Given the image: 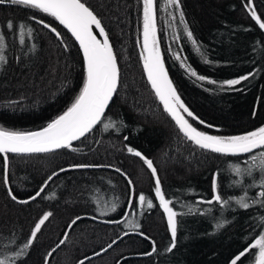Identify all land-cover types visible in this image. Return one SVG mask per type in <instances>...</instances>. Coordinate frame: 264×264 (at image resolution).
<instances>
[{
  "label": "trees",
  "instance_id": "obj_1",
  "mask_svg": "<svg viewBox=\"0 0 264 264\" xmlns=\"http://www.w3.org/2000/svg\"><path fill=\"white\" fill-rule=\"evenodd\" d=\"M86 3L101 18L117 54V95L105 120L73 145L76 151L10 156L9 182L18 199L29 200L61 167L80 163L110 167L70 170L56 177L38 199L20 204L8 195L0 158V234L7 237L14 230L17 236L27 237L34 223L51 211L53 215L38 234L27 264H45L46 254L56 247L77 216L83 219L73 226L66 243L52 253L49 264H79L125 235L108 253L87 264H230L257 233L264 234L258 226L264 207L255 204L244 210L230 199L229 206L221 210L218 205L196 202L212 199L216 172L221 173L222 197H240L245 191L250 200L255 197L259 187L232 186V181L241 177L231 173L229 164L240 162L246 166V157H225L198 148L183 137L164 110L142 66V0ZM253 3L264 19V0ZM164 6L165 0H158V36L166 69L185 105L205 123L188 118L190 122L198 130L224 136L264 126V30L250 18L243 0H180L187 28L198 42L199 52L186 36L179 11L173 14V20ZM33 16L35 20L31 19ZM40 19L57 28L63 43L37 22ZM8 20L17 25L24 22L26 28L34 29L31 37L25 33L24 45L19 43L18 30L9 32L3 28ZM0 30L9 45L8 62L0 69V126L17 131L40 130L62 114L78 95L85 78L83 57L58 21L38 10L10 3L0 5ZM176 54L198 75L217 83L192 77ZM205 57L209 63L204 62ZM249 73L255 75L240 85H223L224 81ZM109 118L117 127L105 130L103 123L109 122ZM127 147L153 160L166 198L173 201L174 210L184 213L177 217L176 247L171 252L167 251L170 229L155 198L154 179L143 161L127 152ZM116 168L133 182L135 194L130 211L132 191L125 175L116 172ZM139 194L146 196L143 208ZM149 199L157 206L147 208ZM113 203L118 205L117 210L101 215L98 209ZM189 208L192 214H188ZM95 220L120 223L109 225ZM224 221L229 223L217 229V223ZM135 224L140 227L135 228ZM152 241L157 251L145 255L152 252ZM6 244V240L0 239V252L8 251ZM252 252L257 254L258 250ZM238 264H255V256L248 253Z\"/></svg>",
  "mask_w": 264,
  "mask_h": 264
},
{
  "label": "snow or ice",
  "instance_id": "obj_2",
  "mask_svg": "<svg viewBox=\"0 0 264 264\" xmlns=\"http://www.w3.org/2000/svg\"><path fill=\"white\" fill-rule=\"evenodd\" d=\"M10 3L12 5L25 6L28 9L38 10L40 13L48 17L54 18L62 25L75 41L78 42L79 48L82 50L83 60L85 64V78L83 85L74 98L73 102L67 109L51 120L45 127L37 131H17L9 130L0 126V158L3 162V183L7 189L8 195L12 201L20 204H27L29 200L18 199V196L13 193L12 186L9 182V166L10 154L15 156H31L38 154H54L59 150L71 149L76 151L73 147L74 141H79L86 138L89 133L97 125H100L105 120L106 110L109 108L113 97L117 95L118 88L120 87V68L118 65L117 54L113 49V45L109 40L108 32L102 24L101 18L98 14L87 5L86 0H0V5ZM245 10L250 14V18L258 25L260 30H264V19L261 18L255 9L253 0H243ZM165 10L171 7L174 11L179 10L180 23L185 25L186 36L196 45V50L199 52L200 47L198 42L193 37V33L187 28V23L184 18V13L180 8V0H165ZM157 11L158 0H142V42L140 43V56L142 58V66L147 74V80L151 84L156 97L163 104L164 110L171 116L178 127L180 133L188 141L192 142L198 148L220 154L225 157H246L243 160L242 166L240 162L229 164L231 173L235 176L241 177L239 181H232V186L244 185L247 189L259 187L256 196L248 197L247 191L243 196L224 198L221 195V184L219 183L220 172H216L213 176L212 190L213 197L209 200L197 201L199 204L218 205L222 210L225 206H229V200H235L239 208L247 210L255 204H260L264 207V126H260L255 130L246 132L240 135H211L205 131L198 130L188 118L192 120H199L198 117L185 105L180 95L177 93L172 80L169 78L168 70L165 67L164 58L160 49V39L158 36L157 26ZM172 15V13H169ZM31 19L35 20L33 16ZM175 20V15H172ZM43 27L50 29L55 36L62 41L61 33L56 27L45 23L43 19L37 20ZM4 29L9 32L18 30L19 43L24 45L26 43L25 33L29 37L32 36L34 29L27 27L24 22L18 25L12 20H8L4 25ZM97 30V31H94ZM100 37V38H98ZM9 45L7 37L3 30H0V69L7 64L8 58L6 50ZM63 47L67 50V45ZM19 59V57H17ZM176 59L181 60V64L185 67L188 74L195 77L199 81L208 80L210 84H216L217 81L209 80L203 75H198L197 72L187 64L186 61L181 59L179 54H176ZM205 63H209L207 58L204 59ZM255 73H249L237 79H231L223 82V85L229 87L240 85L242 81H246L250 76ZM221 85V87H223ZM255 115V112L253 113ZM187 117V118H186ZM200 124H204L203 120H199ZM124 122L121 120L120 125L123 126ZM117 125L111 121L103 123L105 130L116 128ZM208 127H213L208 125ZM128 139L127 136L124 137ZM127 152L140 158L150 170V174L154 179V192L155 198L158 199V206L162 208L163 213L166 214L167 225L170 229L171 243L167 248L171 252L176 247V237L178 232V213L174 210L173 201L166 198L165 191L162 188L161 179L158 175L157 168L152 159L144 156L140 151L132 147L126 148ZM99 167H110V165H95V164H72L69 168L61 167L58 172H53L47 180L42 184L35 195L30 197V200H36L41 193L49 186V181L53 177L58 176L60 172H66L69 169H89ZM116 172L125 175L127 183L132 186V180L127 178L126 173H122L119 168L115 169ZM134 191V189H132ZM54 195V194H53ZM51 198V197H46ZM139 205L141 208L145 206L146 196L139 194ZM117 204L113 203L110 207H103L98 209L101 215H108L110 212L117 210ZM147 208L152 209L157 206L154 205L153 200H147ZM197 211H200L197 208ZM188 214H192V209H188ZM51 211L45 212L37 222L34 223L30 233L27 237L17 236L15 231H11L7 237L0 234V239L7 241L4 247L8 251L0 252V264H27V257L31 253V249L37 242L38 234L41 233L42 227L45 225L49 218L52 217ZM95 219V217H93ZM82 217H75L68 226V231H71L73 225H76ZM261 223L258 225L264 229V217L260 218ZM112 223H120L119 221H111ZM229 221L217 223V229L225 226ZM139 228V224L134 225ZM68 231L64 233L63 238L58 242L55 248L49 251L45 256V264H49V258L52 253L56 251L62 244L66 243L68 238ZM127 234V233H126ZM143 235V233H140ZM122 239V238H121ZM150 239V238H149ZM118 241L113 240L107 247L101 249V252H106L112 248ZM152 252L145 253L151 255L157 251L155 241H152ZM252 250H258V255ZM252 253L255 256V264H264V234L257 233L252 238L243 251L231 259L230 264H238L246 254ZM97 252L96 255H100ZM79 264H84L81 260Z\"/></svg>",
  "mask_w": 264,
  "mask_h": 264
},
{
  "label": "water",
  "instance_id": "obj_3",
  "mask_svg": "<svg viewBox=\"0 0 264 264\" xmlns=\"http://www.w3.org/2000/svg\"><path fill=\"white\" fill-rule=\"evenodd\" d=\"M60 26H61V27H62V28H63V29H64V30H65V31L71 36V34H70V33H69V32H68V31H67L62 25H60ZM94 31H97V30L94 29ZM71 37H72V36H71ZM98 38H100V37H98ZM72 39L75 41V38H74V37H72ZM109 40H110V38H109ZM110 42H111V41H110ZM75 43L77 44V46H78V48H79V44H78V42L75 41ZM111 44H112V43H111ZM113 49H114V47H113ZM79 50H80L81 55H82V57H83L82 50H81L80 48H79ZM114 51H115V50H114ZM117 60H118V59H117ZM84 65H85V64H84ZM118 65H119V63H118ZM119 68H120V67H119ZM115 97H116V96L113 97V101H114ZM113 101L110 103L109 108H110V106L112 105ZM109 108L106 110L105 115L107 114ZM173 121H174V120H173ZM98 126H99V125H97L96 128H97ZM96 128H94L93 131H95ZM93 131H92V132H93ZM90 134H91V133H89L88 136H89ZM83 139H84V138H82L81 140H83ZM81 140H79V141H81ZM79 141H74V142H73V145H75V144L78 143ZM63 150H64V149H63ZM59 151H61V150H59ZM59 151H57V152H59ZM38 155H44V154H38ZM10 156H15V155L10 154ZM31 156H33V155H31ZM70 170L72 171V170H78V169H69L68 171H70ZM82 170H83V169H82ZM68 171H66V172H68ZM66 172H60L59 175H61V174H63V173H66ZM120 174H121V173H120ZM59 175H58V176H59ZM58 176L53 177V179H52L51 181H49V184H50V183H51L56 177H58ZM126 180H127V179H126ZM130 189H131V191H132V189H133V185L130 186ZM41 195H42V193L40 194V196H41ZM132 195H134V191H132ZM40 196H39V197H40ZM39 197H37L36 199H38ZM29 201L32 202V201H35V200H30V199H29ZM128 211H130V207H129V210H128ZM82 219H83V218H82ZM82 219H81V220H82ZM79 221H80V220H79ZM79 221H78V222H79ZM95 221H96V222L103 223V224H109V225H114V224H116V223L102 222V221H99V220H95ZM78 222H77V223H78ZM73 226H74V225H73ZM73 226H72V228H73ZM72 228H71V230H72ZM69 233H70V231H68V235H69ZM125 237H126V235L123 236L122 239L125 238ZM122 239L120 238V239L118 240V242H117L116 244H114L113 247L110 248V249H108L106 252H100V253H101L100 255H94V256H91V257H89V258L84 259V260H83V261H84V264H87L89 261H91V260H93V259H96V258H98V257H100V256H102V255H104V254H106V253H108V252H109L111 249H113V248H114V247H115V246H116V245H117ZM62 245H63V244H62ZM62 245H61V246H62ZM61 246H60V247H61ZM60 247H59V248H60ZM59 248H57L56 250H58ZM139 257L141 258L142 256H139Z\"/></svg>",
  "mask_w": 264,
  "mask_h": 264
},
{
  "label": "rangeland",
  "instance_id": "obj_4",
  "mask_svg": "<svg viewBox=\"0 0 264 264\" xmlns=\"http://www.w3.org/2000/svg\"><path fill=\"white\" fill-rule=\"evenodd\" d=\"M167 10H168L170 13H172V15H173V14H178V11H179V10L174 11L173 8H171V7L167 8ZM117 59H118V58H117ZM119 67H120V66H119ZM165 67H166V66H165ZM168 75H169V74H168ZM169 78H170V76H169ZM70 232H71V231H70ZM61 247H62V246H61ZM104 255H105V254H104ZM257 255H258V253H257ZM102 256H103V255H102ZM90 257H91V256H90ZM100 257H101V256H100ZM93 260H94V259H93ZM91 261H92V260H91ZM89 262H90V261H89ZM89 262H88V263H89Z\"/></svg>",
  "mask_w": 264,
  "mask_h": 264
},
{
  "label": "bare ground",
  "instance_id": "obj_5",
  "mask_svg": "<svg viewBox=\"0 0 264 264\" xmlns=\"http://www.w3.org/2000/svg\"><path fill=\"white\" fill-rule=\"evenodd\" d=\"M134 194H135V191H134ZM133 198H134V195H132V198H131V201H130V208H131V206H132V203H133Z\"/></svg>",
  "mask_w": 264,
  "mask_h": 264
}]
</instances>
